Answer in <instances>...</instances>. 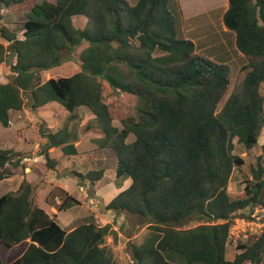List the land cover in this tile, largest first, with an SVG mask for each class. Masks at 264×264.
<instances>
[{
	"label": "trees",
	"instance_id": "1",
	"mask_svg": "<svg viewBox=\"0 0 264 264\" xmlns=\"http://www.w3.org/2000/svg\"><path fill=\"white\" fill-rule=\"evenodd\" d=\"M228 1L223 22L236 34L249 72L242 95L232 94L220 112L230 68L196 54L184 37L178 0H138L134 6L127 0H40L27 13L21 38L0 31L8 43L0 41V66L8 51L16 56L12 80L0 83V125L8 128L11 113L24 109L26 93L32 112L50 103L69 113L80 107L92 112L101 145L117 154L118 188L131 181L106 209L137 217L150 230L144 243L131 245L134 264H263L264 232L239 244L233 261L226 258L233 220L246 208L264 207L262 157L242 195L228 193L234 167L245 163L234 154V139L251 150L264 129V0ZM26 2L0 0V10ZM77 18L86 19L84 27L76 26ZM73 60L79 72L41 82L42 72ZM103 81L114 93L136 98V114L123 119L122 130L112 126ZM39 132L49 169L56 167L50 149L78 154L68 126L55 133L41 126ZM130 134L136 140L127 144ZM10 155L0 150L1 167ZM76 176L94 183L105 172ZM6 177L0 170V181ZM35 191L25 180L16 194L0 198V264H115L104 240L87 250L109 226L87 222L68 231L36 205ZM60 192L59 211L80 204ZM190 221L200 225L180 227Z\"/></svg>",
	"mask_w": 264,
	"mask_h": 264
},
{
	"label": "rangeland",
	"instance_id": "2",
	"mask_svg": "<svg viewBox=\"0 0 264 264\" xmlns=\"http://www.w3.org/2000/svg\"><path fill=\"white\" fill-rule=\"evenodd\" d=\"M37 1L40 0H27L23 5L0 10V31L2 28H5L6 30L16 32L18 37L21 38L24 29L23 23L27 19L26 15L33 4ZM132 3V5H134L136 2L133 0ZM212 3L213 1L211 0H197V7L201 8L204 5H210ZM75 24L77 27L82 28L86 24V19L77 18ZM216 36L218 35L215 34L214 37ZM0 41L3 42L6 47L8 46V43L1 38ZM83 48L74 54L76 59H78L79 53ZM231 59L229 65H227L230 66V87L219 105L218 112L222 110L224 104L232 94L242 95L245 77L249 72L248 69H245L247 64L246 58L240 56L235 57L234 59L232 57ZM15 63V53L13 51H8L6 53L5 62L0 66V83L5 84L12 80V67ZM79 71L80 65L78 61L75 62L73 60L65 62L50 71L42 72L40 74L41 82L45 83L50 78L58 76H72ZM103 85L105 100L114 112L112 126L122 130L123 119L136 114V98L126 93H114L104 81ZM263 89L264 84L262 85V92L264 94ZM28 95V93L24 95L26 102L24 109L27 111L25 117L29 116L31 118L30 113L32 110L28 103ZM32 113L33 117L37 118V121H26L25 119L22 125H20V129H24L21 133L22 135H20V132H17V127L7 129L0 125V147L9 145L10 143H13V141H17L18 138H26L25 153L19 154L17 158L19 156L22 157V159H24L23 157L29 158L27 151L32 145H34L33 143L42 142V137L39 132L41 126L54 128L52 130L50 129L52 132L54 131V133L58 132L65 126H68L70 130H73L78 139L84 141L83 146L81 145V149L85 151H90L96 147H105L103 149L104 155H100L99 158H96V154L89 152V157H85L86 160H83V162H80L79 160L76 162H66L67 158H59V152L52 155V159L59 161L57 165H60L62 168L61 171H52L47 167L46 162L44 163V161H39L37 159L33 160L31 163L34 166V170H38V174H41L42 172L45 173L44 176L37 181L40 187L45 180V175H49V172L51 171L52 176H54V186L60 185V187H53L51 190L49 189V191L54 189L51 193L45 191V189L39 188L37 197H35L36 205L45 209L52 218H55L62 227L68 229V231H72L87 222L95 223L100 228H107L109 226L108 232L105 236L102 233L100 234L103 235L102 240H104V246L112 251L115 264H134L131 254V245H140L144 243L150 234V230L148 229V225L142 224L137 217L126 216L125 214L117 215V213L106 209V206L115 197L130 186V182H127V185L123 188H118L116 184L117 154L108 143L103 146L101 145L104 143L101 138L99 139L103 134L102 129L92 112L86 107H80L74 113H69L60 104L50 103L44 108ZM84 120H86V122L89 121V126L87 128L84 126ZM89 140L92 141L88 142ZM134 142V137L133 139L128 138L126 141L127 144H132ZM234 144V154L243 158L245 161L244 165L234 167L228 185V193L233 199H237L242 195L246 185L252 180V168L256 167L259 157H262V163L264 165V129L259 137L258 145L253 149L247 150L241 143H239L238 138L234 139ZM32 154L34 157L42 155L43 145H41L38 150L37 147H35ZM13 156L14 155H12L11 158H13ZM25 164L27 165L30 163L25 162ZM98 170H104L105 177L101 181L94 183L76 176V174L86 175L90 171ZM30 175L32 176V174ZM47 178L49 179V176H47ZM59 188L66 190L68 195L70 193L69 196L76 198L80 204L70 210L62 212L56 208L52 209V202H58L57 206L63 202L64 197ZM81 188L86 189V192H82ZM56 197H58V199H56ZM256 209L260 211L264 210V207L259 206L255 209L246 208L240 215H236L237 217L233 220L231 227L233 230L231 238L233 245L238 246L239 244L254 241L264 232V212H261L263 217L262 215H259V220L255 219L253 215L255 214ZM198 225H200V223H197V221H190L180 227L182 229H192Z\"/></svg>",
	"mask_w": 264,
	"mask_h": 264
},
{
	"label": "crops",
	"instance_id": "3",
	"mask_svg": "<svg viewBox=\"0 0 264 264\" xmlns=\"http://www.w3.org/2000/svg\"><path fill=\"white\" fill-rule=\"evenodd\" d=\"M127 1L131 5L133 4L132 3L133 0H127ZM211 1H213L212 4L204 5L203 7L200 8V7H197V0H178L181 13H182L183 34L186 39L192 41L195 44V50H196L197 55L207 58L209 60H212L218 64L229 65L230 61L232 60L231 59L232 57L233 59L235 57H240V56L244 57V55L237 48L236 34L233 31L227 29L223 22L224 14L229 9V1L228 0H211ZM134 2H136L134 3V5H136L138 0H134ZM215 34L218 36L214 37ZM26 112L27 111L23 109L21 111H16V112L11 113L10 126L7 129H12L13 127H17V132L18 133L20 132V135H22L21 133L24 131V129L21 130L20 125H22L25 119L26 121L28 120L37 121V118L33 117L32 112L30 113L31 118L29 116L25 117ZM83 123H84L85 128L89 126V121L86 122V120H84ZM48 128L51 130L54 129L51 127H48ZM133 137L136 140V137L133 134H130L128 136V138L130 139H133ZM100 138L101 137H99V139ZM25 139L26 138L21 137V139L18 138L17 141L15 142L13 141V143H10L9 145H4L0 147V150L11 152V155L9 156L10 158L9 161L5 162L4 166L2 167L0 166V170L5 171L6 176H7L5 179L0 181V198L4 195L17 193L20 189L22 182L25 180L28 181L29 183H32L36 187L35 197H37L39 188L45 189V191L51 193L53 192L54 189L52 191H49V189L51 190V188L53 187L54 188L60 187V185L54 186V181H53L54 176H52L51 174L52 171H61L62 169L60 165H57L59 161L51 158L52 155L57 154L58 152H59L60 159L67 158L66 162H71V161L76 162L77 160H79L80 162H83V160H86L85 157H89L90 153L96 154V158H99L100 155H104L103 149L105 147L104 148L96 147L90 151L82 150L81 147L83 146L84 141L78 138L75 141V146L78 149V154L76 156H65L60 148L50 149L49 156L52 160H55L56 167L54 169H51L52 171L49 172V175H45V180L41 184L42 186L40 187L37 181L42 176H44L45 173L42 172L41 174H38L39 173L38 170L37 171L34 170V166L31 162L36 159L39 161H44V163L46 162V159L43 155L34 157L32 154L34 148L37 147V150H38V148L41 145H44L45 141L42 138L41 143L34 142L33 143L34 145L31 144L33 148L31 146V148H29V150L27 151L29 158L23 157L24 159H22V157L20 156L17 158L19 154L25 153L24 152L25 145H26ZM90 141L92 140H89L88 142ZM12 155H14L13 158H11ZM25 162H29L30 164L26 165ZM30 174H32V176ZM47 176H49V179L47 178ZM127 182H130L131 184V181H127ZM126 183L124 184V186L127 185ZM64 191L68 193L66 190ZM81 191L85 193L86 189L81 188ZM56 199H58V197H56ZM51 204H52L51 205L52 209L53 208L55 209L58 202L56 203L52 202ZM232 235H233V230L231 229V238H232ZM237 254H238L237 246L233 245L230 240V243L227 246V250H226L227 260L233 261ZM247 264H250V263H247ZM263 264H264V261H263Z\"/></svg>",
	"mask_w": 264,
	"mask_h": 264
},
{
	"label": "water",
	"instance_id": "4",
	"mask_svg": "<svg viewBox=\"0 0 264 264\" xmlns=\"http://www.w3.org/2000/svg\"><path fill=\"white\" fill-rule=\"evenodd\" d=\"M103 236L100 233H97L94 238L90 241V243L87 246V250L93 249L98 243L102 240Z\"/></svg>",
	"mask_w": 264,
	"mask_h": 264
},
{
	"label": "built area",
	"instance_id": "5",
	"mask_svg": "<svg viewBox=\"0 0 264 264\" xmlns=\"http://www.w3.org/2000/svg\"><path fill=\"white\" fill-rule=\"evenodd\" d=\"M261 212H264V210H258V209H256V211H255V214L253 215V217L255 218V219H258L259 220V215H262V213ZM262 217H263V215H262Z\"/></svg>",
	"mask_w": 264,
	"mask_h": 264
}]
</instances>
